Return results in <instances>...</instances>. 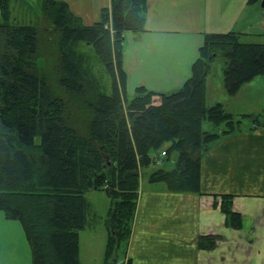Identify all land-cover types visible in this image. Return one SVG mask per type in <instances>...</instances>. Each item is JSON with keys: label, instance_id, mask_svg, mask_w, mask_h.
Masks as SVG:
<instances>
[{"label": "trees", "instance_id": "1", "mask_svg": "<svg viewBox=\"0 0 264 264\" xmlns=\"http://www.w3.org/2000/svg\"><path fill=\"white\" fill-rule=\"evenodd\" d=\"M148 0H111L100 19L84 24L64 1L43 0L46 23L12 21L11 0H0V211L21 223L33 264H81L79 232L91 226L87 193L111 199L104 264H118L134 220L141 172L160 153L174 155L171 169L149 174L171 192L200 193L201 162L212 143L241 129L243 119L264 127V116L207 105L211 63L226 62L230 97L264 76V43H246L229 31L207 33L192 75L171 93L144 86L127 96L124 34L145 31ZM92 46L111 77L104 92L88 67ZM42 59V60H41ZM169 144L166 148L165 145ZM162 157V164L164 158ZM233 195L215 203L226 225L243 227ZM217 236H201L200 249L213 250Z\"/></svg>", "mask_w": 264, "mask_h": 264}, {"label": "crops", "instance_id": "2", "mask_svg": "<svg viewBox=\"0 0 264 264\" xmlns=\"http://www.w3.org/2000/svg\"><path fill=\"white\" fill-rule=\"evenodd\" d=\"M58 1L66 2L86 25L97 22L102 8L111 5V0ZM263 2L148 0L145 31L124 34L126 90L134 94L144 86L171 93L182 87L207 33L234 31L244 42L252 37L248 41L258 38L257 43H264ZM201 164L200 193L171 192L164 183L150 182L152 172L142 170L131 235L120 264H264V127L242 123L240 130L212 143ZM225 194L234 196L233 210L243 217L241 229L228 227L226 216L215 206ZM2 214L0 264H33L21 223ZM106 226L109 236L108 221ZM201 236H217L216 247L200 249Z\"/></svg>", "mask_w": 264, "mask_h": 264}, {"label": "rangeland", "instance_id": "3", "mask_svg": "<svg viewBox=\"0 0 264 264\" xmlns=\"http://www.w3.org/2000/svg\"><path fill=\"white\" fill-rule=\"evenodd\" d=\"M42 5V0H27V4L21 2L16 3L12 0L10 6L12 21L19 24L36 26H40L43 22L46 23ZM260 18H263L262 15H260ZM1 19L2 16L0 14ZM249 38L251 39L252 37ZM250 39H246V42L257 43L260 40L256 38L253 41H248ZM78 50L90 55L88 67L99 79L104 92L110 94L112 91L111 77L97 58L93 47L81 42ZM226 65L227 62L222 55L217 56L211 63L210 73L207 77V105L213 106L220 102L231 113L242 112L244 114L254 115L253 117L256 115L264 116V76L259 75L250 82L245 83L236 97H230L225 88L224 70ZM133 95V93L127 91L129 99ZM250 122L252 121L249 118H244L243 126L248 125ZM168 145L166 144L165 148ZM173 158L174 155L170 158L165 157L163 164L152 165L148 169H144V174H149L157 169H171ZM87 199L90 203L88 220L92 225L79 232V237L81 236L79 260L81 264H104V251L108 237L106 223L109 218L108 208L111 204V199L105 192L102 194L98 191L88 192ZM2 213L0 211V215H3Z\"/></svg>", "mask_w": 264, "mask_h": 264}, {"label": "built area", "instance_id": "4", "mask_svg": "<svg viewBox=\"0 0 264 264\" xmlns=\"http://www.w3.org/2000/svg\"><path fill=\"white\" fill-rule=\"evenodd\" d=\"M263 13H264V12H263ZM162 155H165V152H163Z\"/></svg>", "mask_w": 264, "mask_h": 264}, {"label": "water", "instance_id": "5", "mask_svg": "<svg viewBox=\"0 0 264 264\" xmlns=\"http://www.w3.org/2000/svg\"><path fill=\"white\" fill-rule=\"evenodd\" d=\"M262 6H264V2L262 3Z\"/></svg>", "mask_w": 264, "mask_h": 264}]
</instances>
